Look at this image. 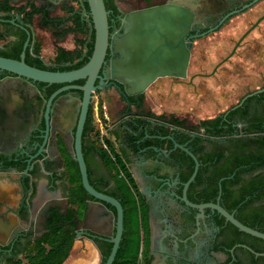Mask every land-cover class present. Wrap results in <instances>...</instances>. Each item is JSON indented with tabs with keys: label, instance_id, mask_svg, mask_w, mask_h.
Segmentation results:
<instances>
[{
	"label": "flooded vegetation",
	"instance_id": "1",
	"mask_svg": "<svg viewBox=\"0 0 264 264\" xmlns=\"http://www.w3.org/2000/svg\"><path fill=\"white\" fill-rule=\"evenodd\" d=\"M104 3L109 46L101 73L107 76L106 81L110 82L118 71L116 64L122 54L129 59L138 39L157 41L160 46L165 45L161 35L166 34L173 48L166 45L169 53L157 51V56L162 59L165 55L180 64L176 69L156 71L155 80L139 94L123 95L126 83L117 77V85L92 92L98 103L100 97L105 102L107 90L118 93L123 102L113 118L104 116L103 121L112 123L109 130L119 141L114 147L139 191L133 210L142 239L137 264H264V254L258 253L264 252L263 237L240 230L211 207L201 212L179 196L197 167L186 191L190 202L237 204L230 212H237L246 222L264 218V9L257 15L255 9L264 0ZM161 21L172 26L170 31L160 27ZM132 22V35L137 41L131 36L122 41L125 28ZM95 37L88 0H0V50L5 56L18 53L20 45L23 50L28 41L25 54L29 49L45 68L70 70L89 60ZM153 83L161 94L185 92L187 115L166 117L151 108L145 110L143 94ZM96 84H100L99 79ZM58 95L56 102L62 96L79 100L82 90L71 88ZM102 106L107 107L104 103ZM164 128L170 130L168 134L162 132ZM180 131L187 135L186 141H182ZM32 132L14 150L5 152L9 156L3 158L0 152V171H7L6 177L11 180L10 195H5L14 201L0 197V222L10 224L17 219L8 237L0 231V243L8 242L0 245V264L23 262L35 242L56 228L73 233L74 240H89L98 252V264H103L113 246L110 238L117 231L116 208L108 204L113 213H106L104 208L98 211L89 205L88 199L69 205L61 199L47 198L41 163L44 170L50 164L41 155L31 161L32 167L23 176L25 190L20 175L43 141V136L36 137ZM86 144L91 148L87 156H101L99 148ZM97 170L100 183L93 184L109 194L117 192L111 171L107 173L101 166ZM14 172H19L18 177L12 175ZM61 174L59 186L64 182ZM259 188L263 189L260 196ZM54 204L60 205L59 211ZM76 208L81 218L88 211L86 221L74 220ZM123 208L120 245L126 231L127 210ZM254 225L251 227L264 232L258 223ZM75 226L81 232L76 233Z\"/></svg>",
	"mask_w": 264,
	"mask_h": 264
},
{
	"label": "water",
	"instance_id": "2",
	"mask_svg": "<svg viewBox=\"0 0 264 264\" xmlns=\"http://www.w3.org/2000/svg\"><path fill=\"white\" fill-rule=\"evenodd\" d=\"M88 1L96 28V37L93 52L89 60L82 66L70 70H51L30 64L25 58V50L28 41L25 42L19 58L0 55V70H6L17 74H9L0 77V152L5 154V152L7 153L14 150L19 146L21 141L27 138L31 131L36 133V137H38L39 134L43 136V141L41 142L38 151L29 156L27 168L25 169L24 174L20 175L21 178L19 181L26 190L27 186L23 176L26 175L29 168L32 167L33 163L31 161L34 158H37L38 155H41L45 161L49 160L50 164V168L44 170L43 163H41V168L44 172V178L42 180V186L45 188L44 194L47 198L61 199L70 205L72 203L70 202L69 192L65 183L64 161L59 153L58 144L55 138V131H59L66 142L68 150L78 163L83 187L93 197L92 199L88 198L87 202L89 205L95 207L98 211L100 209L103 210L104 208L106 213H113L108 207V204L116 208L117 231L115 236L110 238L113 242V246L104 262V264H112L116 257L123 233L124 208L119 198L98 189L92 183H100V175L97 170L98 166H101L102 169L106 170L108 173L107 170L109 169L102 157L98 155H90L86 158L84 155L82 137L93 97L92 92L96 89H104L112 83L117 85L115 79V77H117L124 80L126 83V89L122 90L123 95L127 96L130 93L139 94L155 80L157 77L156 71L161 68L167 70L176 69L179 68L180 64L179 60L167 59L165 55H163L162 59L157 56V51L169 53L165 47L166 45H168L171 50L173 48L169 43L170 39L166 34L161 35L164 39L163 41L165 45L157 46V41L150 43L147 40H141L137 37L135 38V36L132 35L134 24L132 22L125 28L122 41L129 36L134 37L135 41L138 39V43L135 44L136 49H133L129 59L123 57L122 54V57L119 59L120 61L117 64L115 63L118 71H115V74H112L114 77L111 78L110 82L106 81L107 76L101 73V71L109 46L108 11L105 7L104 0ZM255 9L257 15L264 9V4H260ZM159 25L162 28L165 27L167 31H170V28L172 27L168 25V22L163 23L162 21ZM158 39H161V37L159 36ZM29 79L46 82L47 84H66L55 89L45 100L41 91L37 88L34 82ZM81 79H85L83 84L73 83V81ZM96 79L100 80V84H96ZM155 84L156 83H153L148 87L147 92L153 100L158 113H163L162 115L166 117L171 116L172 114L179 117H185L188 111L186 93L173 90L174 92L171 91L161 94L160 91L154 87ZM71 88L82 90V97L79 98V100L62 96L56 102V96L59 93ZM42 113L45 119V127L44 129H40V133H38ZM177 145L188 151L183 145ZM46 146H48L47 150ZM61 170L63 171L62 174ZM196 172L197 167L192 176L187 182H185L182 195H179L181 199L185 200L192 206L198 207L201 212L204 211V207H211L221 213L226 220L233 223L240 230L264 238V232L243 223L233 212L227 210L219 202L201 204L190 202L187 198L186 191L189 183L194 179ZM6 174L7 171H0V197H2V200L5 199L8 202L14 203V201L7 199V194L10 195L8 192H11V180L6 177ZM59 174H61L64 179V182H62V185L60 186L58 185L61 181L58 179ZM12 175L18 177L19 172H14ZM113 189L114 188H110L111 191ZM5 193L7 194L5 195ZM32 204H34L33 200ZM25 205L26 207H30V204L25 203ZM52 206L56 211H59L60 205L54 204ZM79 213L80 210L76 208L74 220L78 218L83 222L88 219V211L84 214L83 218H81V216L79 217ZM16 220L17 219L12 220V223L10 224L3 221L0 222V231L5 232H3V234H5L4 236L8 237L10 232L16 228ZM76 229L77 227L75 226L73 230L76 231ZM79 232H81L80 228L77 229L76 233ZM11 239H9V241H11ZM7 243L8 242H4L2 244ZM2 244L0 243V245ZM258 253L264 254V252ZM98 262L99 255L95 246L89 240L82 241L75 239L68 257L61 264H98Z\"/></svg>",
	"mask_w": 264,
	"mask_h": 264
},
{
	"label": "trees",
	"instance_id": "3",
	"mask_svg": "<svg viewBox=\"0 0 264 264\" xmlns=\"http://www.w3.org/2000/svg\"><path fill=\"white\" fill-rule=\"evenodd\" d=\"M22 50V45L19 46L18 53L10 57L19 58V53ZM0 54H5V52L0 50ZM26 61L30 64L45 68L42 61L37 59L32 52L27 49L26 52ZM17 75L15 73L0 70V77L5 75ZM31 80V79H29ZM34 84L41 91L43 98L46 100L49 95L56 89L61 83H51L47 84L42 81H34ZM59 95H57L58 97ZM99 106V103H98ZM44 110V109H43ZM94 108L93 103L89 107L88 116L85 122V127L83 131V151L84 155L87 158V151L91 148L86 142L92 143L94 147L99 148L101 156L104 158L105 163L109 167V170L112 173L113 179L117 183V192L113 191L110 194L121 199L122 204L126 207L127 217H126V231L122 240V243L117 251L116 257L112 264H137L139 260L140 246H141V236L139 234V226L136 221L134 222L133 210L137 207L136 196L139 194L137 185L134 183L131 172L129 171L126 164L123 162V159L120 157L116 151L113 141L109 136L100 135V130L94 128ZM98 115L100 116V111L98 109ZM104 119V117H103ZM178 125H181L182 122H175ZM45 119L42 113V119L40 127L44 129ZM76 128V125H75ZM170 130L164 128L163 133L168 134ZM94 132V134L92 133ZM182 141L187 140V135L180 131ZM36 134L35 132H32ZM40 133V129L39 132ZM143 134V133H142ZM141 134V135H142ZM102 140L106 141L110 150L106 149L102 145ZM57 144L58 150L61 156L64 159L65 166L68 167V180L70 183L69 186V197L72 204L83 202L85 199L93 198L83 187L81 182V174L77 161L74 159V156L69 152L62 136L57 134ZM3 158L9 156L7 154L1 155ZM71 165L74 166L75 172L71 170ZM93 183V182H92ZM259 196L262 195L263 189L259 188ZM111 206V205H110ZM229 211H234V208L237 207V204L234 205H224ZM235 216L241 221L249 224L250 226H255V223L260 225V229L264 230V218H257L253 222H246L244 219L240 218L237 212ZM236 228V227H235ZM74 242L73 233L69 231H63L59 228H56L49 236L44 239H39L33 245V249L29 251L26 257L25 262L15 261L9 262L8 264H61L68 257L70 249L72 248ZM108 254V251H107ZM108 255H105L103 264Z\"/></svg>",
	"mask_w": 264,
	"mask_h": 264
},
{
	"label": "rangeland",
	"instance_id": "4",
	"mask_svg": "<svg viewBox=\"0 0 264 264\" xmlns=\"http://www.w3.org/2000/svg\"><path fill=\"white\" fill-rule=\"evenodd\" d=\"M94 94H96V93H94ZM143 95L146 97L145 99L147 100V102L149 101V102H151V104L154 105L153 100L151 99L149 93L147 92V89H146V91H145V93ZM106 96H107L106 97L107 99L105 100L106 103L103 102V99L100 97L99 106H98L97 95L93 97V101H92L93 102V108H94L93 111H94V113H95L96 110L98 111V109L100 111V119H98V116H99L98 114L97 115L93 114V117H94V128L95 129L98 128V130H100V135H104V136H106V135L108 136L109 131H106L107 128H106L105 123L103 121V117L106 116L105 115L106 108L102 106L103 103L107 105V111L109 112L108 116L110 118H113L114 112H116V110L119 108V106L123 105V102L120 99L118 93H114V92H111V91L108 92V90H107ZM92 133L94 134V132H92ZM32 247H31L30 251L33 249ZM22 261L25 262L26 259H22Z\"/></svg>",
	"mask_w": 264,
	"mask_h": 264
},
{
	"label": "crops",
	"instance_id": "5",
	"mask_svg": "<svg viewBox=\"0 0 264 264\" xmlns=\"http://www.w3.org/2000/svg\"><path fill=\"white\" fill-rule=\"evenodd\" d=\"M146 103L147 104H145V110H148L149 108H151V109H153V111H155L156 113H158V111H157V109H156V107H155V105H153V104H151V102H147V100H146ZM106 108V116H108V111H107V107H105ZM95 114L97 115L98 114V111L96 110L95 111ZM110 121H108L107 123H105V126H106V128H107V130L106 131H109V133H108V136H110V139L113 141V144H114V146L115 147H118V140H116L117 138H116V136H115V134L114 133H111V128H112V126L113 125H111L112 123H109ZM110 129V130H109ZM57 134H60L61 135V133L59 132V131H55V138H56V142H57ZM62 136V135H61ZM62 138H63V136H62ZM63 140H64V138H63ZM64 142H65V140H64ZM65 144H66V142H65ZM67 146V145H66ZM68 148V147H67ZM70 152V151H69ZM71 153V152H70ZM73 156V155H72ZM102 157V156H101ZM102 159H103V157H102ZM63 161H64V159H63ZM107 165V164H106ZM108 167V166H107ZM109 169V168H108ZM68 167L67 166H65V164H64V177H65V183H66V186H67V190H68V192H69V186H70V183H69V180H68V176H67V174H68ZM71 170L73 171V172H75V168H74V166L73 165H71ZM131 171H132V173H133V175L135 176V178L137 179V176H136V174H135V172L133 171V168L131 167ZM75 241V240H74ZM73 246V245H72ZM71 250V249H70Z\"/></svg>",
	"mask_w": 264,
	"mask_h": 264
},
{
	"label": "built area",
	"instance_id": "6",
	"mask_svg": "<svg viewBox=\"0 0 264 264\" xmlns=\"http://www.w3.org/2000/svg\"><path fill=\"white\" fill-rule=\"evenodd\" d=\"M102 145L104 148L109 150L108 144L106 143V141L102 140Z\"/></svg>",
	"mask_w": 264,
	"mask_h": 264
}]
</instances>
